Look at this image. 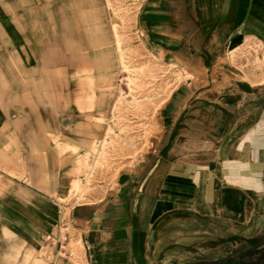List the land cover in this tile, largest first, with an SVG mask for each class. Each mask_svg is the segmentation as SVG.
<instances>
[{
	"label": "crops",
	"instance_id": "obj_1",
	"mask_svg": "<svg viewBox=\"0 0 264 264\" xmlns=\"http://www.w3.org/2000/svg\"><path fill=\"white\" fill-rule=\"evenodd\" d=\"M78 1L80 18L74 0H0V264H69L49 240L64 218L86 264L250 250L264 234V81L230 49L264 48V0H142L146 49L184 79L159 108L157 138L72 203L61 199L78 160L106 131L90 119L108 115L83 76L88 0Z\"/></svg>",
	"mask_w": 264,
	"mask_h": 264
},
{
	"label": "rangeland",
	"instance_id": "obj_2",
	"mask_svg": "<svg viewBox=\"0 0 264 264\" xmlns=\"http://www.w3.org/2000/svg\"><path fill=\"white\" fill-rule=\"evenodd\" d=\"M75 2L74 12L80 18V2L78 5ZM141 2L88 0L89 71L83 76H88L90 92H99L100 99L108 102L105 104L108 115L90 119L94 125H104L106 131L101 140L94 138L88 153L79 158L75 177L78 180L70 194L61 200L72 199V203L90 200V194L108 177L111 179L124 162L145 151L148 142L158 136L159 108L184 79L178 63L167 55L146 49L143 33L137 28ZM247 43L246 40L230 49V56L240 67L250 74L258 73L264 81V48H250ZM94 106L97 99H90L88 109ZM63 223L62 230L71 235L74 256H58L69 264H86L80 238L66 218ZM260 249L234 248L216 260L201 262L221 264L239 257L258 258L262 256Z\"/></svg>",
	"mask_w": 264,
	"mask_h": 264
},
{
	"label": "built area",
	"instance_id": "obj_3",
	"mask_svg": "<svg viewBox=\"0 0 264 264\" xmlns=\"http://www.w3.org/2000/svg\"><path fill=\"white\" fill-rule=\"evenodd\" d=\"M64 224H62L63 227ZM59 229V235L57 237H49V240L56 246L58 255L66 258L74 256V251L71 247V235L69 231Z\"/></svg>",
	"mask_w": 264,
	"mask_h": 264
},
{
	"label": "trees",
	"instance_id": "obj_4",
	"mask_svg": "<svg viewBox=\"0 0 264 264\" xmlns=\"http://www.w3.org/2000/svg\"><path fill=\"white\" fill-rule=\"evenodd\" d=\"M263 247L259 250V252L262 253V256L259 257L260 259V262L262 264H264V256H263V253L262 251H264V234L260 235L256 241L252 242V249L253 250H256L259 246H262ZM225 262H221V264H224ZM193 264H203L201 261L200 262H196V263H193ZM228 264H231V263H228ZM243 264V263H242Z\"/></svg>",
	"mask_w": 264,
	"mask_h": 264
},
{
	"label": "water",
	"instance_id": "obj_5",
	"mask_svg": "<svg viewBox=\"0 0 264 264\" xmlns=\"http://www.w3.org/2000/svg\"><path fill=\"white\" fill-rule=\"evenodd\" d=\"M258 260L257 257L255 256H252V257H239L238 259L236 260H232L230 263L231 264H249L251 262H256Z\"/></svg>",
	"mask_w": 264,
	"mask_h": 264
},
{
	"label": "flooded vegetation",
	"instance_id": "obj_6",
	"mask_svg": "<svg viewBox=\"0 0 264 264\" xmlns=\"http://www.w3.org/2000/svg\"><path fill=\"white\" fill-rule=\"evenodd\" d=\"M258 262H260V259H259V257H258V260L256 261V262H253V263H256V264H258ZM228 263H230V262H225L224 264H228ZM262 264V263H261Z\"/></svg>",
	"mask_w": 264,
	"mask_h": 264
}]
</instances>
